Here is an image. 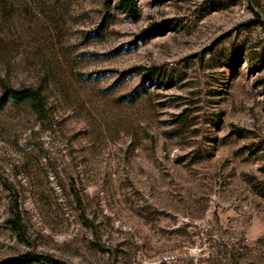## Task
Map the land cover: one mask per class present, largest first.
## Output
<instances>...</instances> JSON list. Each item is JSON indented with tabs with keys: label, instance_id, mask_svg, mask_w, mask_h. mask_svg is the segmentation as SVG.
I'll list each match as a JSON object with an SVG mask.
<instances>
[{
	"label": "rangeland",
	"instance_id": "1",
	"mask_svg": "<svg viewBox=\"0 0 264 264\" xmlns=\"http://www.w3.org/2000/svg\"><path fill=\"white\" fill-rule=\"evenodd\" d=\"M132 7L0 0V264H264V0Z\"/></svg>",
	"mask_w": 264,
	"mask_h": 264
},
{
	"label": "trees",
	"instance_id": "2",
	"mask_svg": "<svg viewBox=\"0 0 264 264\" xmlns=\"http://www.w3.org/2000/svg\"><path fill=\"white\" fill-rule=\"evenodd\" d=\"M132 1L133 0H121V5L124 10L126 9L131 14V16L134 17L135 10L132 7ZM39 98H40V92L37 91L36 89H32L30 87L23 88V89H15L10 86L8 87L5 86L3 88V92L0 95V107H2L5 103H7L9 99L18 101V102L30 99L35 104V106H38L40 104ZM18 259L21 260L19 261L21 263L26 262V261L27 262H32L36 260L40 261V259L35 256H32V257L22 256V257H19Z\"/></svg>",
	"mask_w": 264,
	"mask_h": 264
}]
</instances>
